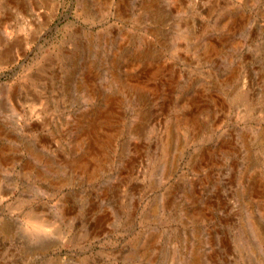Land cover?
<instances>
[{"label": "rangeland", "instance_id": "rangeland-1", "mask_svg": "<svg viewBox=\"0 0 264 264\" xmlns=\"http://www.w3.org/2000/svg\"><path fill=\"white\" fill-rule=\"evenodd\" d=\"M0 264H264V0H0Z\"/></svg>", "mask_w": 264, "mask_h": 264}, {"label": "water", "instance_id": "water-1", "mask_svg": "<svg viewBox=\"0 0 264 264\" xmlns=\"http://www.w3.org/2000/svg\"><path fill=\"white\" fill-rule=\"evenodd\" d=\"M59 253H60V252H59ZM59 253H58V254H59Z\"/></svg>", "mask_w": 264, "mask_h": 264}]
</instances>
